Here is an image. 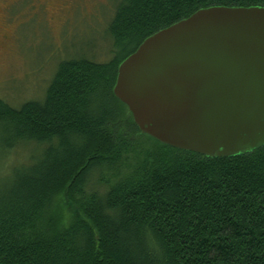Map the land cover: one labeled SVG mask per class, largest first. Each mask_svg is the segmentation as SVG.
Listing matches in <instances>:
<instances>
[{
	"label": "trees",
	"instance_id": "obj_1",
	"mask_svg": "<svg viewBox=\"0 0 264 264\" xmlns=\"http://www.w3.org/2000/svg\"><path fill=\"white\" fill-rule=\"evenodd\" d=\"M211 5L264 0H117L108 61L63 59L41 99L0 98V159L26 151L0 172V264H264V145L206 157L162 144L112 92L146 36ZM61 198L71 211L53 221Z\"/></svg>",
	"mask_w": 264,
	"mask_h": 264
},
{
	"label": "water",
	"instance_id": "obj_2",
	"mask_svg": "<svg viewBox=\"0 0 264 264\" xmlns=\"http://www.w3.org/2000/svg\"><path fill=\"white\" fill-rule=\"evenodd\" d=\"M112 92L138 130L206 157L264 145V6L201 7L146 36Z\"/></svg>",
	"mask_w": 264,
	"mask_h": 264
},
{
	"label": "rangeland",
	"instance_id": "obj_3",
	"mask_svg": "<svg viewBox=\"0 0 264 264\" xmlns=\"http://www.w3.org/2000/svg\"><path fill=\"white\" fill-rule=\"evenodd\" d=\"M117 0H20L6 1L0 13V98L14 107L27 100H39L58 63L67 58L85 57L96 62L110 59L111 39L107 24ZM144 148L154 145L143 137ZM144 141V142H145ZM25 149H15L0 159L20 160ZM136 152L130 164L142 157ZM138 154V153H137ZM65 199L55 208L52 219L67 216ZM51 219V218H50ZM50 224V223H49ZM51 226V224H50Z\"/></svg>",
	"mask_w": 264,
	"mask_h": 264
},
{
	"label": "flooded vegetation",
	"instance_id": "obj_4",
	"mask_svg": "<svg viewBox=\"0 0 264 264\" xmlns=\"http://www.w3.org/2000/svg\"><path fill=\"white\" fill-rule=\"evenodd\" d=\"M6 1H9L11 3V2H17V1H20V0H0V13L5 8V5L2 4V3L6 2Z\"/></svg>",
	"mask_w": 264,
	"mask_h": 264
}]
</instances>
